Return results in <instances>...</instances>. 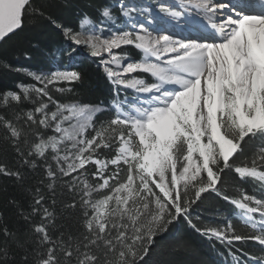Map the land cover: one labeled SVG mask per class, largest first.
<instances>
[{
  "label": "snow or ice",
  "instance_id": "obj_1",
  "mask_svg": "<svg viewBox=\"0 0 264 264\" xmlns=\"http://www.w3.org/2000/svg\"><path fill=\"white\" fill-rule=\"evenodd\" d=\"M29 3L30 0H0V40L23 29ZM187 7L194 10L195 16L188 11H173L170 15L174 19L183 16L186 24L210 28L211 41L189 38L185 42L173 39L171 33L154 37L145 30V34L118 32L112 39H104L100 46L113 63L118 59L113 49L133 46L142 52L140 61L127 58L123 72L150 74L152 82L122 78L111 70L108 75L138 93L147 94V103H140L134 110L125 108L117 112L108 126L100 129L94 128L93 112L87 106L67 109L71 116L78 117L67 128L63 125L70 116H65V109L60 106L49 115L48 104L42 101L27 114L28 121L53 127L60 134L41 139L29 155L44 157L51 148L57 153L54 158L63 176L80 175L93 165L96 170L92 175L99 181L93 190H108L95 203L82 198L92 212H85L88 235L75 249L71 245L53 244L44 224L35 227L40 244L50 245L38 264H61L58 250L69 264L74 254L76 264H138L147 255L146 245L151 244L155 234L173 220L188 217L192 205L210 191L223 195V199L241 209L246 222L258 227L260 234L240 235L233 229L229 237L216 228H206L203 234L227 239L229 243L251 239L264 246V200L246 193L243 202L232 200L217 187L225 169L234 170L241 179L258 177L264 182V172L257 171L256 160L248 167L234 166L232 159L238 153L243 154L246 138L264 139V11H247L250 7L247 0H237L230 9L237 10V14L223 18L220 14L224 6L218 0H189ZM201 14L202 18L197 19ZM102 16L109 17L110 10L104 9ZM65 34L73 43L80 44L78 33L66 29ZM88 46L93 50L98 47L94 43ZM79 79L80 74L75 71H57L47 83ZM23 91V96L15 93L8 96L20 102L28 98L29 90ZM35 91L51 101L46 86ZM5 124L12 137L18 138L20 132L11 121ZM90 127L94 135H88ZM65 141L71 142L70 148L65 145L64 155L60 156ZM104 149L114 150V154L101 158ZM259 160L264 163V147ZM0 174L22 179L19 171L11 172L2 166ZM47 176L56 179L51 166ZM88 187L85 181V197L90 196ZM36 191L38 198L34 199L32 213L42 211L43 218H49L52 214L43 207L44 197L39 195V189ZM253 200L254 207L246 203ZM257 213L258 224L254 219ZM252 264L264 261L254 258Z\"/></svg>",
  "mask_w": 264,
  "mask_h": 264
},
{
  "label": "trees",
  "instance_id": "obj_2",
  "mask_svg": "<svg viewBox=\"0 0 264 264\" xmlns=\"http://www.w3.org/2000/svg\"><path fill=\"white\" fill-rule=\"evenodd\" d=\"M107 4L106 0H31L25 12L23 29L0 44V166L11 172L19 171L22 176L17 179L0 174V264H38L41 254L50 246L41 245L38 240L34 229L40 224L46 226L53 244L71 245L75 249L88 235L84 226L85 212H92L91 207L82 203V198L95 203L108 192L107 189L93 190L99 183L92 175L96 170L93 165L80 175L63 176L54 158L57 153L51 148L46 150L44 157L29 155L35 151L36 143L51 137L55 130L27 120V114L42 101L48 104V113L54 112L57 104L68 105L70 102L96 106L99 111L93 117L95 129L107 127L115 117L111 100L122 88L113 84L90 57L69 62L68 36L63 34L66 29L80 32L79 25L84 16L100 20ZM125 53L139 60V50L133 46ZM62 68L79 73L80 79L54 82L46 87L51 101L47 96L41 97L35 89L45 86L36 77L50 76ZM24 88L29 90L28 98L17 102L8 96L9 93L23 96ZM6 96L7 100L4 99ZM7 121H11L20 132L18 138L12 137L5 124ZM94 134L92 129L89 135ZM246 140L243 154L238 153L232 158L234 166L252 167L253 160H256L257 171L264 172V163L259 160L264 139ZM113 154L114 150L104 149L101 157L110 158ZM25 160L31 163L25 164ZM49 166L56 172L55 180L47 176ZM85 181L89 186L88 197L84 196ZM217 187L232 200L243 202L245 193L264 200V182L258 177L241 179L232 169H225ZM37 189L44 197L43 207L52 214L49 218H43L42 211L32 213L34 199L38 198ZM246 203L255 205L254 201ZM206 228L219 229L229 237L233 229L240 235L260 234L252 223L246 222L241 209L223 199V195L210 191L192 205L188 217L173 220L155 234L151 244L146 245L147 255L138 264H244L254 258L264 261V246L258 242L249 239L229 243L227 239L203 234ZM57 255L61 264H69L62 251L58 250ZM71 264H76L75 254Z\"/></svg>",
  "mask_w": 264,
  "mask_h": 264
},
{
  "label": "rangeland",
  "instance_id": "obj_3",
  "mask_svg": "<svg viewBox=\"0 0 264 264\" xmlns=\"http://www.w3.org/2000/svg\"><path fill=\"white\" fill-rule=\"evenodd\" d=\"M106 1L108 2V4H107L108 8H111L113 10L119 9V6H120L119 2L140 1V4H145V7H146V3H147L145 0H106ZM140 7L143 8V6H140ZM159 8H161V6ZM104 9H106V8H104ZM120 13H122V12H120ZM101 17H102V20H100V22L98 23L99 27H96L94 25L95 23L91 20H82V22H80V25H81L80 27H81L82 31H81V33H78L79 34L78 39L80 40L79 45L73 43V39L71 37H66L65 31H63V34L66 37V40L68 42L69 49H70V51L68 52L69 62L73 63L76 59L90 57V59H92V61H94L107 74H108V71L111 70L113 73H120L122 78L126 77L128 79H132V78L141 79L140 77H138L141 72H139L138 75H133L131 73H124L123 72V66L126 65L127 58L129 57L127 54H124L123 52L128 48V46H125L122 49H113V52L115 54H117V56L118 55L120 56V58L117 59V61L115 63L112 62V59H111L112 57L110 58L109 56L108 57L97 56V54H95V51H99V52L102 51V50H100L99 47H97L96 50H93L91 47L88 46L91 44V40H90L91 35L98 36V38H101L102 40H104V39L110 40L118 32H123V31L133 32L130 28L128 29L126 27L125 22L119 24L117 27L115 25V19L113 18V16L103 17L102 12H101ZM130 21H133V20H130ZM91 23H93V24L91 25ZM100 27H102L103 29H100ZM116 27L121 29V30L116 31V29H115ZM97 31H102L104 34L101 35ZM131 59L135 61V59H133V58H131ZM105 61L106 62L110 61V63L112 65L114 64L115 66L107 65L106 63L104 64ZM110 66H112V67H110ZM57 71H68V70L62 68V69H57L56 71L52 72L50 76L49 75H47V76L38 75L39 77H41L40 81L44 84V86L47 87V86H50L51 84H53L54 82H57V81H54L53 83H47L48 79H51L52 74L56 73ZM111 78L113 79L115 84H120L127 91L130 90V91H133V93H135L134 96L126 95L122 100L116 102L115 107H116V109H118V110H116L117 112H123V111H125V108H127L129 110H134L140 103H147L146 100L143 97H141V93H138L135 89L128 88L124 84H121L116 79L115 76H112ZM57 90L59 91L60 88H57ZM124 93H126V92H124ZM122 105L124 107H122ZM56 106L57 107L60 106L62 109H65V111H64L65 116H70V120L65 122L63 125L65 128L68 127L69 123H75L76 120L78 119V117L71 116L70 112L67 111V109H70L72 106H76L77 108L87 106V108L93 112V117L95 115V112L99 111V108H97L96 106L89 105V104H81V103H76V102H70V103H68V105L57 104ZM54 110H55L54 112H56L57 108H55ZM49 115H51V113H49ZM91 130H92V128L90 127L88 129V135H89V132ZM59 135H60L59 133L55 132L54 134H52L51 137H54V136L58 137ZM48 138H44L43 140H48ZM70 143L71 142H69V141H65V144L61 145L62 150L59 153L60 156L64 155L63 149H64L65 145H67L68 148H70ZM101 158H104V157H101ZM254 219H255L257 224L260 222L259 213H257V216H255ZM252 261L253 260H247V262H245L244 264H252Z\"/></svg>",
  "mask_w": 264,
  "mask_h": 264
},
{
  "label": "bare ground",
  "instance_id": "obj_4",
  "mask_svg": "<svg viewBox=\"0 0 264 264\" xmlns=\"http://www.w3.org/2000/svg\"><path fill=\"white\" fill-rule=\"evenodd\" d=\"M145 1L147 2L146 3V7H145V4H137L135 6L132 5L131 9L134 12L132 14H134L136 17L131 19V20H134V21L139 20L141 18L140 15H142V14H152L157 20H160L161 19V14L160 13H162V12L167 13L169 16H171L170 13L173 12V11H180L181 12V9L178 7V1H180L181 4L183 6H185V7H187V5L189 4V0H145ZM247 2L250 4V7L248 9H246L247 11H253V12L264 11V7H262L260 4H252V0H247ZM140 6H143V8L140 7ZM160 6H161V8H159ZM173 6H175V7H173ZM162 9H166L167 11H164ZM188 9H190L191 11L194 12L193 9H191V8H188ZM128 11H130V10H128ZM179 19H181L180 20L181 24H183V26L185 28L176 29V28L170 27V29L173 32L178 33L177 35L180 36L178 39L184 40V41H188L189 38H196L197 41H200V40H203V39L207 40V38L210 37L211 32L210 31H205V28L199 27L197 25L198 30L195 31L193 29L192 25H189L188 23L187 24L185 23L183 16L181 18H179ZM192 24H194V23H192ZM97 32L100 33L101 35L104 34L102 31H97ZM90 40H91V44L94 43L97 46L99 45L98 47L100 48V50H102L100 52V55H97V56H99V57H108V55L103 52L102 47H100L102 45V43H103V40L101 38H98V36L91 35L90 36ZM153 60H154V58H153ZM112 66H115V65L113 64ZM138 73L139 72L131 73V74L138 75ZM146 95L147 94H141V97H143L145 99Z\"/></svg>",
  "mask_w": 264,
  "mask_h": 264
},
{
  "label": "water",
  "instance_id": "obj_5",
  "mask_svg": "<svg viewBox=\"0 0 264 264\" xmlns=\"http://www.w3.org/2000/svg\"><path fill=\"white\" fill-rule=\"evenodd\" d=\"M31 1V0H30ZM18 31V30H17ZM10 35H12V34H10ZM6 39V38H5ZM5 39H3V40H0V44L5 40Z\"/></svg>",
  "mask_w": 264,
  "mask_h": 264
}]
</instances>
